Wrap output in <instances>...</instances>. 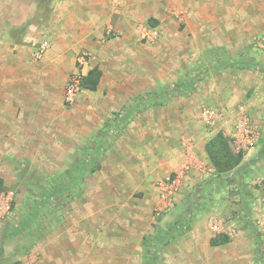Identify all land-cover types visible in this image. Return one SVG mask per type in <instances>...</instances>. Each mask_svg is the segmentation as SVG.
I'll use <instances>...</instances> for the list:
<instances>
[{"label": "crops", "instance_id": "crops-1", "mask_svg": "<svg viewBox=\"0 0 264 264\" xmlns=\"http://www.w3.org/2000/svg\"><path fill=\"white\" fill-rule=\"evenodd\" d=\"M239 3L241 0H0V144H72L74 131H100L103 117L96 120L95 114L93 120L90 113L95 109L102 115L103 110L89 103L101 98L100 91L105 87L103 67L109 58L112 65L120 67L122 58L131 54L128 47L132 38L140 35L145 22L149 25L154 18V28L168 31V23L175 15L184 14L181 17L191 28L192 46L205 51L212 44L228 46L231 37L247 33L240 24L246 20L241 13L228 14L220 19L222 24L217 21V5ZM110 36L120 41V47L110 50ZM45 40L50 42V48L42 59H37L35 50ZM86 49L98 56L97 66L103 75L96 91L84 90L80 94L75 108H79L80 116L74 115L73 125L64 103L65 87L69 77L78 71L77 54ZM160 113L163 115L155 118L156 122L147 119L144 124L143 136L149 144H126L128 150L117 144V151L132 153L131 163L111 159L104 163L101 173H95L94 190L81 191L84 194L80 197L78 238L69 225L65 233L69 236L56 245L64 260L73 255L79 264H145L150 259L147 239L154 238L153 244L159 249L150 264H247V244L242 238L233 237L217 246L211 243L216 237L211 225L215 220L233 217L231 203L219 212L222 205L218 197L207 211L191 200L201 197L195 193L197 185L210 176L225 177L229 173L216 172L206 152L207 142L179 144L172 140L175 121L166 120V110ZM174 113L184 119L179 121L181 133L192 135L188 110ZM157 126L166 131L161 135V144H152L151 135ZM135 129L137 126L131 123L127 133ZM187 162L193 167L182 179L175 206L157 221L153 213L158 199L156 182L176 174L182 177ZM109 165H113L111 171L106 172ZM91 196H95L94 201ZM183 223L186 230L179 235L177 231ZM237 246L239 251L232 249ZM45 249V245L37 246V254L42 253L48 261L58 260L60 254L55 256Z\"/></svg>", "mask_w": 264, "mask_h": 264}, {"label": "rangeland", "instance_id": "rangeland-1", "mask_svg": "<svg viewBox=\"0 0 264 264\" xmlns=\"http://www.w3.org/2000/svg\"><path fill=\"white\" fill-rule=\"evenodd\" d=\"M230 13L233 16L241 13L246 17L240 24L246 27L247 33L231 37L228 46L212 44L205 51L192 46L191 28L181 17L184 14L175 15L174 20L168 23V31L154 28L157 26L154 18L149 25L145 22L143 28L147 30L142 28L140 35L132 38L128 47L131 54L122 58L124 62L120 67L112 65L111 58L103 67L105 87L100 91L101 98L89 103L103 110L102 115L100 110L95 113V109L90 113L93 120L95 114L96 120L103 117L104 126L100 131L87 134L74 131L72 144H0V175L6 183V190L0 194V264L16 261L23 264H79L73 255H67L64 260L56 245L62 244L69 236L65 234L69 225L78 238L77 227L82 214L80 197L84 194L81 191L94 190V175L101 173L104 163L115 158L128 160V163L133 161L132 153L119 152L118 146L128 150L126 144H149L143 136L144 124L147 119L154 122L155 118L162 116L160 110L168 112L166 120L175 121L172 127L175 133L171 132V138L175 136L172 140L176 143L203 144L221 132L234 152L243 148L244 159L240 167L225 177L210 176L203 184L197 185L195 193L201 197L191 200L205 206L200 208L205 210L207 207L210 209L214 197H218L222 205L219 212L231 203L230 212L234 217L231 218L239 222L236 223L234 238L240 237L247 244V264H262L257 255V245L264 250V238L256 221L264 213L260 203L264 190V51L258 46L264 38V0H241V3L231 6H216L219 23L222 24L220 19ZM108 39L113 41L109 44L110 50L120 47L116 37ZM243 60L249 65L246 66ZM225 62L235 65H224ZM99 64L98 58L96 66ZM189 79L193 80V86L171 95L166 103L152 105L148 101L150 93L175 87ZM80 97L73 106L64 101L66 111L72 115L73 125L74 115L80 116L79 108L75 109ZM241 107L251 119L253 133L250 140L240 137L236 130ZM184 109L189 112L187 121L192 126V135L181 133L179 121L184 119L174 113ZM207 110L223 116L215 123L207 124L203 117ZM131 123L137 129L127 133ZM155 130L150 142L161 144V135L166 130L158 126ZM251 140H254V147H243ZM113 165L117 166V163ZM113 165H109L106 172H110ZM91 199L94 201L95 196ZM185 226L184 223L180 226L179 235L186 230ZM153 240L147 239L150 259L145 264L152 263L150 260L157 256L159 248L154 246ZM39 245H45L44 252L50 250L55 256L60 254L58 262L45 260L42 253L37 254ZM232 249L239 251V246ZM120 264L132 262L121 261Z\"/></svg>", "mask_w": 264, "mask_h": 264}, {"label": "built area", "instance_id": "built-area-1", "mask_svg": "<svg viewBox=\"0 0 264 264\" xmlns=\"http://www.w3.org/2000/svg\"><path fill=\"white\" fill-rule=\"evenodd\" d=\"M156 37L157 36L155 35V38ZM258 46L264 51V38L262 39L260 44H258ZM49 48L50 42L47 40L43 41L39 44V46H37L34 56L37 59H42ZM97 62L98 56L89 50H82L77 54L76 64L78 71L69 77L65 87L64 101L69 106H73L74 104H76L79 95L84 91L82 88V78L87 76L89 71L96 66ZM243 109L244 107H241V116L237 122L236 130L240 137L242 136L250 140L252 139L251 135L253 133L251 119ZM222 116L223 114L218 113L214 110H207L203 113L204 120L207 124L215 123L218 118H221ZM246 145L254 147V140L253 142L251 140L248 144H245L243 147L247 148L248 146ZM241 149L243 151L242 147ZM192 167V164L190 162H187L182 168V177L176 174V176H167L156 182V188L158 190V199L153 209V213L156 218L163 216L165 213L172 210V208L175 206L178 195L181 190L182 179L190 173ZM262 193L263 194L260 198V203L264 207V190ZM256 226L259 230L261 237L264 238V213L261 217L257 219ZM211 228L215 233V236L225 235L231 239L236 235V222L232 218H229L226 221L213 222Z\"/></svg>", "mask_w": 264, "mask_h": 264}, {"label": "trees", "instance_id": "trees-1", "mask_svg": "<svg viewBox=\"0 0 264 264\" xmlns=\"http://www.w3.org/2000/svg\"><path fill=\"white\" fill-rule=\"evenodd\" d=\"M217 52V49L215 50ZM213 54V53H212ZM246 66L249 62L243 60ZM224 65L233 66L235 63L225 62ZM102 70L95 66L92 68L87 76L82 78V88L87 91H96L102 78ZM193 86V80L182 81L175 85V87L164 88L157 92L150 93L149 99L150 104H164L169 100V97L173 94H179ZM207 155L214 166L218 174H225L234 171L239 168L244 159V152H234L230 147L227 138L223 133H218L214 138L207 142L206 145ZM6 190L5 180L0 177V194ZM230 242V238L225 235L216 236L212 239L211 243L214 246L226 244ZM257 255L262 264H264V250L257 245ZM13 264H22L21 261H16Z\"/></svg>", "mask_w": 264, "mask_h": 264}]
</instances>
